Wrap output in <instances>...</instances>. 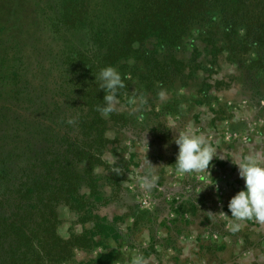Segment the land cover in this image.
I'll use <instances>...</instances> for the list:
<instances>
[{"label": "rangeland", "instance_id": "1", "mask_svg": "<svg viewBox=\"0 0 264 264\" xmlns=\"http://www.w3.org/2000/svg\"><path fill=\"white\" fill-rule=\"evenodd\" d=\"M125 2L89 0L88 28L60 31L51 0H0V203L5 197L16 206L19 180L47 173L43 162L63 154V133L54 125L64 111L57 103L63 49L89 47L97 27L121 29ZM223 15L217 6L180 46L164 49L151 37L122 62L125 87L105 116L100 162L77 188L81 206L55 202L57 234L88 239L64 264H132L138 255L147 264H264V223L234 221L228 210L244 188L239 164L252 156L264 165V84L246 71L253 52L235 57L223 41L213 42L209 28ZM15 69L28 79L10 81ZM189 129L217 153L207 171L178 174L174 140ZM148 161L158 177L150 191L130 178L145 174ZM53 174L61 186L59 172L43 177ZM10 214L0 205L2 218Z\"/></svg>", "mask_w": 264, "mask_h": 264}, {"label": "trees", "instance_id": "2", "mask_svg": "<svg viewBox=\"0 0 264 264\" xmlns=\"http://www.w3.org/2000/svg\"><path fill=\"white\" fill-rule=\"evenodd\" d=\"M49 6L51 22L58 30L88 28L89 0H51ZM217 6L224 15L222 22L214 20L209 28L213 42L223 41L227 51L235 57L253 52L254 58L250 59L246 71L264 84V0H126L120 7L121 15L116 24H120L121 29L117 26L113 29L110 24V29L97 27L91 30L89 47L63 49L57 103L63 102L64 111L54 123L55 129L63 133L64 146L59 151L63 154H54L50 161L43 162L47 173L25 182L22 178L19 180L21 189L17 185L13 190L20 193L16 206L10 205L5 197L0 203L7 205L11 213L5 218L0 215V264L69 263L74 259L75 249L88 243L85 237L63 239L57 234L55 202L62 199L71 208L81 206L77 188L100 162L96 155L102 154L107 142L104 137L107 119L97 111L98 106H104L105 91L95 77L106 66L121 72L122 62L135 58L133 54L151 37L164 49L180 46L191 35L193 27L205 21V13ZM104 48L106 53H102ZM12 74L10 81L28 79L16 69ZM122 78L125 82L126 77ZM69 119L76 122L69 124ZM80 163H84L82 168ZM57 172L64 176L59 187L55 186L56 174L48 180L43 177ZM64 192L63 199L60 196ZM44 222L45 228L42 227Z\"/></svg>", "mask_w": 264, "mask_h": 264}, {"label": "clouds", "instance_id": "3", "mask_svg": "<svg viewBox=\"0 0 264 264\" xmlns=\"http://www.w3.org/2000/svg\"><path fill=\"white\" fill-rule=\"evenodd\" d=\"M95 79L100 81V88L105 91L104 106H98L97 111L108 116L116 110V105L120 102L118 92L119 89L125 87L124 80L121 73L113 66L102 68ZM159 95L163 98L165 93L161 91ZM75 122L74 119L68 120L69 124ZM143 143L147 144L145 135ZM174 143L178 146L175 162V171L178 174L207 171L217 153L202 133L197 134L191 129L179 132ZM148 165L145 174L141 175L140 171L136 170L135 176H130V178L145 190L150 191L156 186L158 177L150 170L154 166L149 161ZM238 168L239 176L244 181V188L237 192L228 203L230 219L234 218V221L255 219L257 222L264 223V165L260 164L255 157L248 156L239 164ZM117 171L119 170L117 169ZM222 214L228 217L226 214ZM239 229L240 224L233 222L231 230L236 232ZM132 264H147V260L142 255H138L133 259Z\"/></svg>", "mask_w": 264, "mask_h": 264}]
</instances>
